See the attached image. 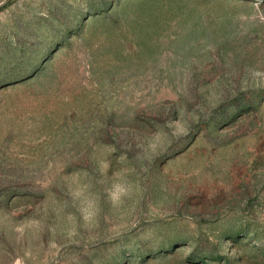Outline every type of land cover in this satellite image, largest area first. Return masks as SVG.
Returning a JSON list of instances; mask_svg holds the SVG:
<instances>
[{"label": "rangeland", "instance_id": "rangeland-1", "mask_svg": "<svg viewBox=\"0 0 264 264\" xmlns=\"http://www.w3.org/2000/svg\"><path fill=\"white\" fill-rule=\"evenodd\" d=\"M0 264H264V0H0Z\"/></svg>", "mask_w": 264, "mask_h": 264}]
</instances>
